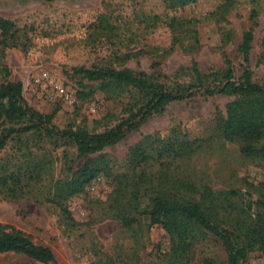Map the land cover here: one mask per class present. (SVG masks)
Segmentation results:
<instances>
[{"label":"rangeland","instance_id":"rangeland-1","mask_svg":"<svg viewBox=\"0 0 264 264\" xmlns=\"http://www.w3.org/2000/svg\"><path fill=\"white\" fill-rule=\"evenodd\" d=\"M143 2L146 11L162 13L157 0H1L0 16L13 21L21 35L28 32L30 38L26 50H5L4 64L11 71L8 80L22 83L27 103L45 115L54 114V124L60 129L82 126L92 132H103L128 116L124 109L129 98L108 100L98 83L80 78L79 68L144 71L168 86L192 81L193 65L204 74L230 67L236 78L248 68L256 82L264 83V66L258 63L264 43V0H200L179 10L175 13L178 16L204 20L199 25L197 46L191 41L172 45V36L165 28L145 38L131 35L119 39L95 33L93 24L101 15L118 9L131 15L133 6ZM253 10L258 12V26L249 62L245 63L239 48ZM150 48L151 52L141 57L118 60ZM2 82L0 77V85ZM233 99L199 94L173 102L102 153L116 161V170L123 171L130 149L144 136L166 137L172 127H180L203 146L184 162L189 175L215 190L239 191L246 199L257 201L264 197V161L244 157L241 142H227L216 132L217 111L225 112ZM2 128L0 120V132ZM11 146L0 151V160L12 152ZM67 154L76 161L75 169L85 161L77 159L74 148H68ZM57 155L53 179L65 175V148ZM115 178L98 176L83 193L71 198L66 203L69 219L50 204L0 198V226L20 230L34 243L51 248L59 264H170L172 242L162 226L152 225L147 216L137 214V223L128 229L116 218L120 204H129V200H115L119 188ZM132 187L129 184L127 192ZM213 257L224 261L226 251L210 236L183 264H203ZM0 264L41 263L8 253L0 255ZM244 264H264V250L252 252Z\"/></svg>","mask_w":264,"mask_h":264},{"label":"trees","instance_id":"trees-1","mask_svg":"<svg viewBox=\"0 0 264 264\" xmlns=\"http://www.w3.org/2000/svg\"><path fill=\"white\" fill-rule=\"evenodd\" d=\"M157 1L163 7L162 13L146 11L143 2L133 6L131 15L119 9L101 15L93 24L95 33L119 39L131 35L145 38L165 28L172 36V45L191 41L197 46L199 25L204 20L175 13L200 0ZM257 18L258 12L253 10L251 25L239 48L245 63L253 50ZM20 33L13 21L0 16V151L12 145V152L0 160L2 200L32 199L50 204L69 219L66 203L71 198L83 193L98 176L115 175L119 182L115 200H129V204H120L116 218L128 229L137 223V214L147 216L152 225L162 226L172 242L170 264L185 263L195 247L210 236L221 242L226 259L207 258L203 264H244L252 252L264 250V197L251 201L242 192L215 190L189 175L184 162L203 146L180 127H172L166 137L144 136L130 149L123 171L116 170V161L102 153L173 102L199 94L224 95L234 99L225 112L216 113L218 138L239 141L244 157L264 161V83L256 82L251 70L245 68L236 78L230 67L204 74L193 65L192 81L168 86L144 71L79 68L76 72L80 78L98 83L108 100L128 97L124 109L128 116L103 132L82 126L60 129L54 124V114L45 115L27 103L22 83L8 80L11 71L4 64L5 50H26L30 44L28 32ZM151 50L142 49L118 60L138 58ZM258 63L264 66V43ZM60 148H65V175L53 179ZM68 148L76 150L77 159H85L77 169L76 161L68 157ZM129 184L133 187L127 192ZM8 253L22 254L41 264H59L51 248L34 243L20 230L0 226V255Z\"/></svg>","mask_w":264,"mask_h":264},{"label":"crops","instance_id":"crops-1","mask_svg":"<svg viewBox=\"0 0 264 264\" xmlns=\"http://www.w3.org/2000/svg\"><path fill=\"white\" fill-rule=\"evenodd\" d=\"M1 1V0H0Z\"/></svg>","mask_w":264,"mask_h":264}]
</instances>
